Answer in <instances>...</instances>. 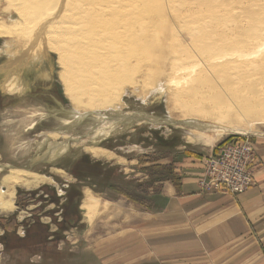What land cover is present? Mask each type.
Returning <instances> with one entry per match:
<instances>
[{
  "label": "bare ground",
  "instance_id": "1",
  "mask_svg": "<svg viewBox=\"0 0 264 264\" xmlns=\"http://www.w3.org/2000/svg\"><path fill=\"white\" fill-rule=\"evenodd\" d=\"M193 1L0 0V39L5 40L0 59L8 60V80L19 68L32 86L54 81L50 63L55 56L57 80L77 111L115 107L126 90L147 95L155 83L144 81L153 79L162 82L170 125L196 123L187 136L190 141L211 146L228 134L256 135L248 118L264 120V104L254 100L248 106L250 98L243 91L247 83L264 84V20H238L239 35L232 20H214L218 0H205L212 5L204 14L195 10L198 2L188 8ZM170 5L175 7L172 19L165 11ZM215 38L225 42L216 45ZM14 78L16 87L26 81ZM89 116L78 118L82 122ZM87 151L94 157L113 156L96 143ZM32 167L9 166L0 173V212L14 209L16 187L44 181ZM119 210L110 200L83 190L79 211L89 227Z\"/></svg>",
  "mask_w": 264,
  "mask_h": 264
},
{
  "label": "rangeland",
  "instance_id": "2",
  "mask_svg": "<svg viewBox=\"0 0 264 264\" xmlns=\"http://www.w3.org/2000/svg\"><path fill=\"white\" fill-rule=\"evenodd\" d=\"M202 2L206 3L205 0L188 2L190 7L186 5L185 10L197 4L195 10L200 9L199 14H204L206 10H210L208 5L212 4ZM217 4L219 5L216 10L219 11L217 17L221 15L223 18L217 19L216 17L214 20H232L236 24L239 23L238 20H264V0H218ZM175 7L170 5L165 10L169 19L173 18ZM209 15L212 19L213 16ZM237 25L239 30L236 33L239 34L242 29L241 25ZM247 28L245 27L243 31H248L249 28ZM226 37L233 38L231 35H226ZM213 41L216 45H220L224 39L221 40L222 42L218 38ZM3 43L5 40L0 39V47ZM52 57L50 65L53 69V80L60 90L58 86L60 83L56 77L58 71L56 57L53 55ZM5 63L8 64V60L2 57L0 59L2 72ZM2 76L0 73V86H2ZM8 78V86H15L13 83L15 78L10 80ZM152 81L154 80L144 81V83H155V87L149 90L147 95L139 94V91L126 90L120 98V103L109 109L87 113L75 110L66 99L60 84L62 88L60 92L64 100L62 106L53 105L52 108L46 109L43 107L44 103L37 101L36 104L15 107L2 112L0 116V145H2L0 173L5 172L9 166H33L32 168L45 176V179L41 183L31 180L28 187H16L13 200L14 209L10 212H0V216L8 217L15 214L16 220L21 221L32 213L41 212L40 222L48 226L50 234H57V236L54 237L53 243L40 245L38 249L23 247L12 251L0 245V264H123L117 258L120 255L124 256L121 253L112 257L105 256L106 258L102 259L99 252L109 251L112 246L125 248L128 242L132 243V238L138 235L136 228L141 225L142 218L138 213L156 211L159 207V183L163 182L159 180H164L169 173L168 176H174L173 179L177 183L181 164L187 163L190 159L204 163L206 157L218 150V146L229 136L240 135H224L211 146H204L196 139L190 141L187 136H192V125L196 123L192 121L189 126L188 124H167L169 116L166 111V95L159 86L162 82ZM29 87H31L30 84L22 91L10 94H20ZM244 89L245 99L250 98L248 106H254L255 101L264 104V84L247 83ZM40 113L48 115L42 116ZM72 113L82 117L90 116L81 122L78 116ZM92 113L102 116L96 117ZM173 119L171 120L177 122V116ZM248 121L254 124L257 132L256 135H245L252 139L255 154L256 142L264 140V120L255 117L248 118ZM56 131L57 134L54 133ZM60 131L62 132L59 133ZM97 131L101 132L96 134ZM53 133L58 135L57 138L52 137ZM94 143L101 149L109 151L113 156L111 158L92 156L87 151V147ZM198 156L202 159H198ZM83 157L88 158V161L82 160ZM74 163L77 164L76 168L72 167ZM57 165H63L65 168ZM57 169L61 172H57ZM202 174H205L204 164ZM85 188L115 203L121 207V210L116 212L117 214L114 213V216L111 213L107 218L98 217L92 227H89L80 216L75 226L61 232L56 223L51 222V217L47 215L49 211L54 212L60 222L62 220L61 211L54 204H46L44 201L46 193L53 192L62 203L65 200L66 189H72L75 195L81 198ZM31 192L37 193L35 200H32V196H26ZM125 195L134 197L142 204L144 203L145 207L135 205ZM20 199L22 202L30 200L26 208L17 205ZM42 208H44L43 211H41ZM1 232L0 229V234ZM17 234L23 236V229L19 228ZM136 241L135 239L134 243ZM138 245L135 244V247ZM106 260L108 262H105Z\"/></svg>",
  "mask_w": 264,
  "mask_h": 264
},
{
  "label": "crops",
  "instance_id": "3",
  "mask_svg": "<svg viewBox=\"0 0 264 264\" xmlns=\"http://www.w3.org/2000/svg\"><path fill=\"white\" fill-rule=\"evenodd\" d=\"M255 150L252 186L234 196L203 189L200 160L181 164L176 185L159 183L158 209L138 213L132 243L99 252L101 258L121 253L123 264H264L263 139Z\"/></svg>",
  "mask_w": 264,
  "mask_h": 264
},
{
  "label": "trees",
  "instance_id": "4",
  "mask_svg": "<svg viewBox=\"0 0 264 264\" xmlns=\"http://www.w3.org/2000/svg\"><path fill=\"white\" fill-rule=\"evenodd\" d=\"M198 159H202L199 156ZM165 176L164 180L159 181H170L175 183V180L173 179L174 176ZM162 178V179H163ZM47 195L45 196L44 200L49 204H54L57 209L61 211L62 214V220L58 222L55 213L52 211L47 212V215L51 217V222L56 223V225L59 227V230L61 232H64L65 230H69L75 224L78 223L80 218V211L78 210L81 198L76 196L75 193L72 191V189H66L65 191V200L64 202L60 203V199L53 193V192H47ZM26 196H32L35 200V197L37 196V193L31 192L27 193ZM130 201L134 202L135 205L145 207L144 203L142 204L140 201L136 200L134 197L130 195H125ZM30 200H25L24 202L20 201L17 203L18 206L21 208H26L29 204ZM44 208H42L41 211H43ZM148 210V209H147ZM58 212V211H57ZM41 215V212L39 213H32L29 217L25 218L24 220L18 221L16 220V215L12 214L8 217L6 216H0V229L2 230L0 234V245H2L4 248H10L9 250H18L20 248H30V249H38V247H41L40 245L47 244V243H53V239L57 234H50V230L48 229V226L45 224H42L40 222L39 216ZM19 228L23 229V236H18L17 230ZM33 241V242H32Z\"/></svg>",
  "mask_w": 264,
  "mask_h": 264
},
{
  "label": "built area",
  "instance_id": "5",
  "mask_svg": "<svg viewBox=\"0 0 264 264\" xmlns=\"http://www.w3.org/2000/svg\"><path fill=\"white\" fill-rule=\"evenodd\" d=\"M218 147L205 159L203 189L232 196L245 192L253 182L256 166L251 138L230 136Z\"/></svg>",
  "mask_w": 264,
  "mask_h": 264
},
{
  "label": "flooded vegetation",
  "instance_id": "6",
  "mask_svg": "<svg viewBox=\"0 0 264 264\" xmlns=\"http://www.w3.org/2000/svg\"><path fill=\"white\" fill-rule=\"evenodd\" d=\"M7 76H5V74ZM0 73L3 75L2 79V86H0V116L3 111L15 107L20 106H28L31 104H34L37 101H40L43 104V107L46 109L52 108L53 105L56 106H62L64 104V100L62 98L61 92L59 88L56 86L54 81L49 82H39L36 84H33L31 87H29L25 92H22L20 94H10L20 92L27 88V86L30 84V78L26 71H20V69H16L14 72V77H23L26 78V81L24 85L15 87V86H8L9 81H7V77L9 74L7 73V70L0 68ZM1 80V78H0ZM1 82V81H0ZM4 91V92H3ZM36 104V103H35ZM32 114V113H28ZM2 145H0V153H1ZM87 160L88 158L83 157L82 160ZM81 159L79 160L78 165L80 164ZM88 161V160H87ZM86 165V164H84ZM58 167L65 168L63 165H57ZM77 164H73V168H76ZM68 169V168H66ZM73 170V169H72Z\"/></svg>",
  "mask_w": 264,
  "mask_h": 264
},
{
  "label": "water",
  "instance_id": "7",
  "mask_svg": "<svg viewBox=\"0 0 264 264\" xmlns=\"http://www.w3.org/2000/svg\"><path fill=\"white\" fill-rule=\"evenodd\" d=\"M166 123H167V124H171V121L168 120V121H166Z\"/></svg>",
  "mask_w": 264,
  "mask_h": 264
}]
</instances>
